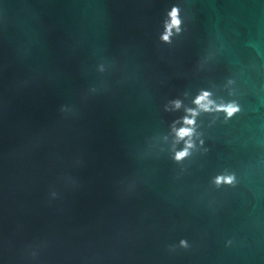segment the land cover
I'll return each instance as SVG.
<instances>
[{
    "label": "water",
    "instance_id": "obj_1",
    "mask_svg": "<svg viewBox=\"0 0 264 264\" xmlns=\"http://www.w3.org/2000/svg\"><path fill=\"white\" fill-rule=\"evenodd\" d=\"M0 264H264V0H0Z\"/></svg>",
    "mask_w": 264,
    "mask_h": 264
},
{
    "label": "clouds",
    "instance_id": "obj_2",
    "mask_svg": "<svg viewBox=\"0 0 264 264\" xmlns=\"http://www.w3.org/2000/svg\"><path fill=\"white\" fill-rule=\"evenodd\" d=\"M170 22L166 25L165 34L162 36L164 41H168L172 30L175 29L177 32L180 30L181 21L179 19V9L173 7L172 10L168 13ZM211 93L204 91L198 95L193 103L196 105L195 108L186 109L187 115L183 118V125L180 128H174L175 136L177 138V142L183 140L185 143V147L182 151H178L175 154V159L177 161L183 160L185 157L190 155V150L195 147L193 137L197 135L196 133V117L203 112H211V111H222L226 114V118H230L236 113L239 109L234 103H220L217 104L211 98ZM172 105L175 109H179L181 107L180 101H173ZM202 143V141H201ZM233 177H217L216 183H232ZM183 243V242H182Z\"/></svg>",
    "mask_w": 264,
    "mask_h": 264
}]
</instances>
